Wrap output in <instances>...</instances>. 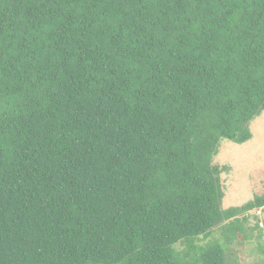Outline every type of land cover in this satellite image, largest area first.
<instances>
[{
	"label": "trees",
	"instance_id": "trees-1",
	"mask_svg": "<svg viewBox=\"0 0 264 264\" xmlns=\"http://www.w3.org/2000/svg\"><path fill=\"white\" fill-rule=\"evenodd\" d=\"M262 113L264 0H0V264L264 256L215 163Z\"/></svg>",
	"mask_w": 264,
	"mask_h": 264
},
{
	"label": "rangeland",
	"instance_id": "rangeland-1",
	"mask_svg": "<svg viewBox=\"0 0 264 264\" xmlns=\"http://www.w3.org/2000/svg\"><path fill=\"white\" fill-rule=\"evenodd\" d=\"M250 129L252 139L244 144L224 140L215 157V163L229 167V171L221 175L223 209L242 206L256 195H264V113L252 121ZM254 214L261 217V211L251 213ZM255 223L251 217L249 225ZM238 255L242 264H253L264 257L255 242L240 246Z\"/></svg>",
	"mask_w": 264,
	"mask_h": 264
}]
</instances>
